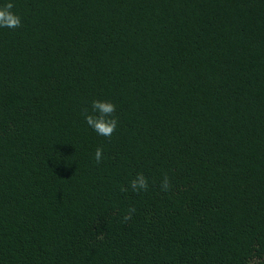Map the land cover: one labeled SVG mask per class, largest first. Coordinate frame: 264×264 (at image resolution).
I'll return each instance as SVG.
<instances>
[{"label": "trees", "instance_id": "16d2710c", "mask_svg": "<svg viewBox=\"0 0 264 264\" xmlns=\"http://www.w3.org/2000/svg\"><path fill=\"white\" fill-rule=\"evenodd\" d=\"M7 3L0 264H264V0Z\"/></svg>", "mask_w": 264, "mask_h": 264}, {"label": "clouds", "instance_id": "9594fccd", "mask_svg": "<svg viewBox=\"0 0 264 264\" xmlns=\"http://www.w3.org/2000/svg\"><path fill=\"white\" fill-rule=\"evenodd\" d=\"M14 7L12 3H7L0 7V27L18 28L21 26V19L18 15L13 13L11 9ZM92 112L89 113L85 109V120L86 123L97 132L98 135L111 137L113 132L116 130L118 120L114 113L116 111V105L110 101L93 100L91 102ZM95 113H98L96 115ZM103 158V149L98 147L94 154V159L97 163H100ZM131 188L134 192L139 190H147L148 180L142 174L138 173L136 178L130 181ZM170 188V180L167 174H165L161 181V189L167 191ZM126 191L127 189H122ZM134 211V209H131ZM130 215L126 216L125 219H130Z\"/></svg>", "mask_w": 264, "mask_h": 264}]
</instances>
